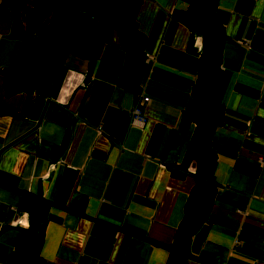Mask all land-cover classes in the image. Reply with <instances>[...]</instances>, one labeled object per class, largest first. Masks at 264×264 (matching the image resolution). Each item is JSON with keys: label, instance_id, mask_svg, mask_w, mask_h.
Listing matches in <instances>:
<instances>
[{"label": "crops", "instance_id": "0c3cea01", "mask_svg": "<svg viewBox=\"0 0 264 264\" xmlns=\"http://www.w3.org/2000/svg\"><path fill=\"white\" fill-rule=\"evenodd\" d=\"M193 1L138 5L144 70L130 90L117 83L125 56L115 32L91 61L73 51L91 17L81 34L73 18L64 50L40 41L41 89L6 95L22 43L10 31L26 23L21 10L0 12V106L12 110L0 115V264L28 226L22 193L48 204L40 264H166L195 185L193 162L177 174L194 129L179 121L193 110L201 56L211 62L218 47L214 192L187 264H264V0ZM138 95L149 99L140 129L130 124Z\"/></svg>", "mask_w": 264, "mask_h": 264}, {"label": "trees", "instance_id": "16d2710c", "mask_svg": "<svg viewBox=\"0 0 264 264\" xmlns=\"http://www.w3.org/2000/svg\"><path fill=\"white\" fill-rule=\"evenodd\" d=\"M142 0H104L94 2L93 0H81V12L90 19L87 30L86 41L77 43L73 51L78 57L91 61L97 55V51L104 43H108L111 34L116 33L119 46L122 50L124 61L120 69L118 84L123 90H130L137 85L144 67V47L146 39L136 28L135 12ZM196 0L193 1L195 3ZM22 0H2L0 12L11 10L16 17L17 10H24ZM64 7L59 0H32L31 5L23 12L26 26L22 29L21 24L14 20L10 38L21 40L20 49L12 65L13 72H9V78H5L4 86L6 95H14L16 92H25L41 89L45 81L43 73V60L38 44L46 39L52 49L64 50L67 43L72 41L73 30H71L69 16L62 17L60 10ZM63 12V11H61ZM68 13V12H66ZM189 25V15L179 14ZM14 17V18H15ZM59 21L61 25H59ZM69 25H68V24ZM59 26V27H58ZM74 26V23H73ZM190 27V25H189ZM55 31L57 37L54 41L50 38V32ZM36 33V34H35ZM219 47L216 48L214 58L205 63L204 55L201 56L196 82L191 90L193 110L184 113L179 121V129L186 131L190 124L194 125L190 134L188 146L185 149V157L180 169V177L185 174V169L193 162L195 171L192 177L195 185L190 190L185 203L184 217L177 228L174 243L167 247L168 259L166 264H187L190 258L188 244L191 235L197 231L205 220L210 208L214 190H212V176L214 167V156L210 149V133L221 123L222 109L219 107ZM13 77V78H12ZM12 113V110L4 105L0 106V115ZM22 198L29 201V207L22 205L20 211H26L28 215L27 228L19 230L14 250L11 251L9 264H40V249L42 232L45 223L47 202L36 195L22 193ZM23 202V201H22Z\"/></svg>", "mask_w": 264, "mask_h": 264}, {"label": "rangeland", "instance_id": "374dc122", "mask_svg": "<svg viewBox=\"0 0 264 264\" xmlns=\"http://www.w3.org/2000/svg\"><path fill=\"white\" fill-rule=\"evenodd\" d=\"M31 2L32 0H24L25 8L29 7L31 5ZM59 2H62L64 4V7L60 10V13H63L62 17L66 18V16H69L70 17L69 19L71 20V22L74 21V27L76 26L77 21L73 20V18L79 20L78 28H76V33L81 34L84 31L83 30L84 23L90 19V16H87L81 12V3H82L81 0H59ZM22 13H23V10L18 12L20 19H23Z\"/></svg>", "mask_w": 264, "mask_h": 264}, {"label": "built area", "instance_id": "2783aa9c", "mask_svg": "<svg viewBox=\"0 0 264 264\" xmlns=\"http://www.w3.org/2000/svg\"><path fill=\"white\" fill-rule=\"evenodd\" d=\"M148 101V98L138 95V98H136L133 108L131 109L130 124L136 126L137 129H140L145 125L144 123L146 122V117L144 116L142 108H144Z\"/></svg>", "mask_w": 264, "mask_h": 264}, {"label": "water", "instance_id": "95a60500", "mask_svg": "<svg viewBox=\"0 0 264 264\" xmlns=\"http://www.w3.org/2000/svg\"><path fill=\"white\" fill-rule=\"evenodd\" d=\"M94 2H99L101 0H93ZM210 2V0H200V6L201 8H203L204 6H206L208 3Z\"/></svg>", "mask_w": 264, "mask_h": 264}]
</instances>
